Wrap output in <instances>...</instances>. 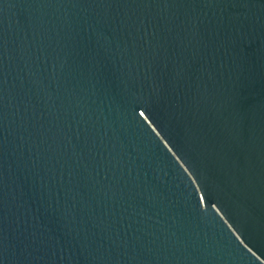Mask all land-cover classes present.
<instances>
[{"label":"water","instance_id":"water-1","mask_svg":"<svg viewBox=\"0 0 264 264\" xmlns=\"http://www.w3.org/2000/svg\"><path fill=\"white\" fill-rule=\"evenodd\" d=\"M0 264H264V0H0Z\"/></svg>","mask_w":264,"mask_h":264}]
</instances>
